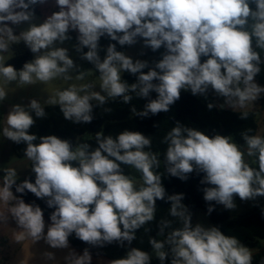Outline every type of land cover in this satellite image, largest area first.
<instances>
[{
  "label": "clouds",
  "instance_id": "obj_1",
  "mask_svg": "<svg viewBox=\"0 0 264 264\" xmlns=\"http://www.w3.org/2000/svg\"><path fill=\"white\" fill-rule=\"evenodd\" d=\"M46 2L0 0V54L20 41L34 54L19 71L0 63V76L6 83L28 85L72 79L69 73L76 65L68 49L57 45L71 39L70 31L77 32L74 47L82 59L95 66L101 91L93 90L92 83L79 88L73 85L47 101L58 105L64 118L73 123L93 120L92 101L102 106L108 99L122 97L129 103L132 94L146 99L152 92L158 94L148 99L143 111L132 109L134 115L147 117L168 112L182 91L206 95L212 89L233 110L247 108L264 93V87L255 82L264 63L260 54L264 52V0H55L59 10L42 23H33L34 6ZM25 22L29 27L19 35L9 26ZM101 37L120 46L135 45L137 38H142L153 52L162 47L165 51L151 68L147 61H134L117 51L115 43L108 44L101 59ZM202 57L206 59L202 61ZM146 68L148 71H143ZM124 72L136 75V82L123 80ZM85 75L79 71L76 79L84 80ZM6 97L7 92L0 87V101ZM214 106L207 105L210 110ZM45 116L37 99H31L27 106L13 105L7 113L2 135L26 145L24 153L32 162L35 181L26 178L17 183L14 168L0 169L4 173L0 223H6L10 214L20 229L18 241L43 239L55 249L69 248L73 233L92 246L131 244L136 231L155 220L156 201L166 197L161 174L156 171L161 166L160 155L151 151L152 139L139 131L124 130L115 137L97 132L95 148L87 142L73 146L56 135L39 137L40 142L34 143L38 139L30 133L34 117ZM248 116L247 111L240 112L241 119ZM250 132L241 133L242 146L232 136H209L177 122L162 140L167 145L165 169L182 180L193 171L203 173L201 183L210 185L203 189L204 200L235 209L237 196L242 201L264 196V136ZM248 158H255L256 166ZM121 165L140 173L142 182L138 185L135 177L124 174ZM13 186L21 196L14 195ZM26 191L54 209L51 223L46 225L39 205L24 201ZM183 198V194L167 196L169 214L182 227L172 228L164 240L149 241L161 264L169 252L171 264H252V252L237 237L225 235L216 226H193ZM213 210L209 206L208 213ZM171 225L170 220L160 221L158 234L165 235ZM46 256L54 259L53 253ZM91 259L87 248L82 255L70 252L65 257L67 264H91ZM151 259L148 252L131 248L126 256L109 264H150Z\"/></svg>",
  "mask_w": 264,
  "mask_h": 264
},
{
  "label": "trees",
  "instance_id": "obj_2",
  "mask_svg": "<svg viewBox=\"0 0 264 264\" xmlns=\"http://www.w3.org/2000/svg\"><path fill=\"white\" fill-rule=\"evenodd\" d=\"M41 6L42 5L39 4L34 6V12L38 16L44 13ZM69 36L71 37L70 41H72L75 46L78 43L76 39L77 32L70 31ZM137 39L143 41L142 38ZM99 43L101 46L99 52L101 59L106 55V48L109 43H115L117 51L126 53L129 48L127 45L120 46L116 41H111L107 37H101ZM11 49L13 51V57L6 61L5 66L10 64L17 71L21 70L26 62H30L34 58V54L25 47L22 41L12 44ZM83 51L86 52L87 48H84ZM164 51L165 49L162 47L155 52L151 49L147 52V56L151 57L149 68L154 67L155 62L162 58ZM74 52L75 58L73 61L76 65L74 68L75 72L78 74L79 71H85V76H87L89 72H93V75L98 77L99 73L95 70V66L87 60L82 59V53L77 52L75 47ZM260 54L261 60L264 61V52ZM201 59L203 61L206 57H202ZM260 67L261 72L255 78L260 85L264 86V63H262ZM143 71L147 72L148 68ZM122 79L132 84L136 82L137 76L124 72L122 74ZM132 95L133 99L129 103H124L122 97L116 98L115 100H107L102 106L96 101L91 102L93 105V120L90 123H73L70 120H66L58 105L43 106L46 116L44 118L34 117L35 124L30 129V133L38 137L34 143L40 142L39 137L56 135L61 139L71 141L73 146L79 142H87L92 148H95L97 146L95 141V134L97 132L102 131L105 136L112 135L115 137L124 130H130L139 131L146 137H150L152 139L151 151L160 155L159 159L161 160V166L156 171L161 174L162 184L166 189V197L164 200L156 201L157 209L155 220L137 230L136 238L131 244L125 241L123 246L116 242L105 244L102 247L92 246L76 238L73 233V235L69 237V245L81 252L87 248L90 254L104 257L110 261L126 256L131 248H139L150 254L152 257L150 264H161V261L156 257L149 241L151 238L164 240L167 233L171 231L172 228L182 227V223L169 214L170 202L167 200V196L183 194L184 198L181 202L191 214V223L193 226L195 213L201 210L209 215L211 224L219 227L225 235L237 237L238 240L250 250L259 249L261 241L264 240V196L254 199L252 201V207L244 213L225 209L222 205L214 201L206 202L203 198V189L210 185L201 183L204 174L193 171L188 174L186 180L171 176L167 173L163 163L167 145L162 143L163 137L167 132L179 122L186 127L203 131L209 136L215 134L232 136L236 143L243 146L244 141L241 136L242 132L251 129L250 135L259 134L260 126L256 113L247 111L249 113L247 119H241L240 112L245 110L238 111L217 107L212 89H209L206 95H193L189 90L182 91L180 99L170 106L168 112H160L156 115L149 114L147 117H141L134 115L132 109L135 108L137 112L143 111L148 99H155L158 94L152 92L147 99L136 97L135 94ZM209 103L215 105L211 110L207 107ZM262 109L264 110V99L262 100ZM2 131L3 118L0 114V135ZM261 136H264V133ZM11 148L16 157L26 158L24 153L26 145L24 143L17 144L11 141ZM248 160L249 163L256 166L254 162L255 158H248ZM30 165L32 166V162ZM121 167L124 174L135 177L136 181L139 182L138 185L142 182L140 173L135 169L129 168L126 165H121ZM28 179L34 183L35 175L30 176ZM12 191L16 196H21L20 193L15 192V186H13ZM22 198L26 203H35L39 205L43 210L44 217L50 221V213L54 209L48 208L44 200L38 199L34 194L27 191L22 195ZM235 201L247 202L248 200L242 201L237 196L235 197ZM209 206H212L214 209L210 214L208 213ZM162 220L172 221L171 228L165 230V235L158 234L160 221ZM145 228H148L149 231H145ZM8 261L9 257L3 256L0 264H7ZM163 264H171L170 252ZM252 264H264V250L252 254Z\"/></svg>",
  "mask_w": 264,
  "mask_h": 264
},
{
  "label": "rangeland",
  "instance_id": "obj_3",
  "mask_svg": "<svg viewBox=\"0 0 264 264\" xmlns=\"http://www.w3.org/2000/svg\"><path fill=\"white\" fill-rule=\"evenodd\" d=\"M42 11L44 12L41 16L35 14V19L33 23H42L44 19L51 15L55 11H58L59 8L55 5V0H48L45 4L41 6ZM46 12V13H45ZM13 28L14 34L19 35L21 31L29 27V23L25 22L20 25H9ZM138 40V39H137ZM14 43L10 44V50L6 53L0 54V63L5 64L7 60L13 57V51L11 46ZM59 47H65L68 49V54L71 59L75 58L74 44L72 41H65L63 44L57 45ZM150 48L145 47L143 41L138 40L135 45L129 46L126 54L133 58V60H144L149 61L151 57L147 56V52ZM34 59V58H33ZM150 66V65H149ZM72 76V79L65 80L63 78H57L55 80L49 81L47 83L36 81L33 84H22L19 81H13L11 83H6L4 78L0 76V87L4 88L7 92V97L5 100L0 101V114L3 118V128L6 126L7 113L11 110L13 105L20 104L27 106L31 99H37L42 106H49L50 104L47 101L56 96L58 91L64 90L65 88L75 85L79 88L80 85L86 83H92L95 87L93 90L101 91L99 88V76L95 77L93 72H89L85 76L84 80H77V73L75 70H71L69 73ZM255 82L260 85L256 78ZM262 86V85H260ZM264 87V86H262ZM190 91V90H189ZM212 93L216 100V106L219 108H225L233 110L231 107L225 104V98L218 96L213 90ZM104 94V93H101ZM264 99V93L254 101L249 104L245 109H236V110H245L253 111L256 113L258 123L260 126L259 134L264 133V110L262 109V100ZM112 100V99H108ZM94 102V101H92ZM223 105V107H221ZM31 161L27 158H18L13 154L11 148V140L4 138L2 133L0 135V169L3 168H14L18 173L17 182H22L24 179H28L30 176L35 175L31 170ZM4 173L0 171V181H2ZM137 184L139 183L136 181ZM15 195V194H14ZM252 201L248 200L247 202H237L235 209L231 211H236L238 213H244L252 207ZM223 208H225L222 205ZM226 209V208H225ZM4 210V205L0 204V211ZM46 225L51 223L47 218H45ZM196 224H201L204 227H212L210 217L205 212L199 210L195 213L194 226ZM20 229L18 228L14 219H12L9 214L8 220L6 223H0V263L3 256H8L9 261L7 264H67L65 257L69 255L70 252H75L76 255H82L83 252L76 250L69 245V248L66 249H55L49 246L43 239L40 241L34 242L30 238L23 240H17L16 236ZM46 231V230H45ZM260 250H264V240L261 241L259 249L250 250L252 254L257 253ZM46 253H53L54 259H48ZM91 264H109L110 260L90 254Z\"/></svg>",
  "mask_w": 264,
  "mask_h": 264
}]
</instances>
